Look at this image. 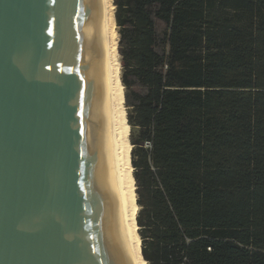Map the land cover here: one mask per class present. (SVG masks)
Wrapping results in <instances>:
<instances>
[{
	"label": "trees",
	"instance_id": "16d2710c",
	"mask_svg": "<svg viewBox=\"0 0 264 264\" xmlns=\"http://www.w3.org/2000/svg\"><path fill=\"white\" fill-rule=\"evenodd\" d=\"M113 6L143 260L264 264V0Z\"/></svg>",
	"mask_w": 264,
	"mask_h": 264
},
{
	"label": "water",
	"instance_id": "95a60500",
	"mask_svg": "<svg viewBox=\"0 0 264 264\" xmlns=\"http://www.w3.org/2000/svg\"><path fill=\"white\" fill-rule=\"evenodd\" d=\"M0 264H133L102 0H0Z\"/></svg>",
	"mask_w": 264,
	"mask_h": 264
},
{
	"label": "bare ground",
	"instance_id": "6f19581e",
	"mask_svg": "<svg viewBox=\"0 0 264 264\" xmlns=\"http://www.w3.org/2000/svg\"><path fill=\"white\" fill-rule=\"evenodd\" d=\"M104 33H105V54L107 65V77L109 88L110 104V127L111 145L115 163L120 208L125 224L128 244L133 260V264H146L141 255L140 239L137 235V225L135 216L137 206L132 196V185L128 176L125 174L126 168L123 164V147L119 142L123 124L121 122V83L118 78V64L116 61L117 37L112 31L109 0H102Z\"/></svg>",
	"mask_w": 264,
	"mask_h": 264
},
{
	"label": "rangeland",
	"instance_id": "374dc122",
	"mask_svg": "<svg viewBox=\"0 0 264 264\" xmlns=\"http://www.w3.org/2000/svg\"><path fill=\"white\" fill-rule=\"evenodd\" d=\"M109 4H110V15H111L110 17H111V22L113 24L112 31L115 34V36L117 37V43H118L119 36H118V33H117V28L115 26L114 17H113V12H114L113 0H109ZM115 50H116V53H115L116 54V61H117V64H118V78L120 80V71H121L120 57H119V55L117 53V47H116ZM122 95H123V87L121 85V116L120 117H121V122L123 124V128L121 130L122 132H121V135H120L118 140L122 144V147H123L122 157H123L124 168H126L125 174L128 176V178L130 180V184L133 187V182H132L133 169L130 166V149H131V147H130V145L128 143V139H129V136H130V127H129V136H128V126L125 123V115L127 116V110H126L125 105L123 107ZM132 196H133V199H134V202H135L134 187L132 189ZM138 209L139 208L137 207V212H138ZM136 215H137V213H136ZM136 231H138V228L136 229ZM140 248H141V243H140Z\"/></svg>",
	"mask_w": 264,
	"mask_h": 264
}]
</instances>
